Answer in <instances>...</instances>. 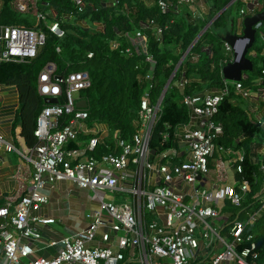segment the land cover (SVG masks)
Returning <instances> with one entry per match:
<instances>
[{
	"label": "built area",
	"instance_id": "built-area-1",
	"mask_svg": "<svg viewBox=\"0 0 264 264\" xmlns=\"http://www.w3.org/2000/svg\"><path fill=\"white\" fill-rule=\"evenodd\" d=\"M72 2L75 10L68 13L69 17L82 13L87 4L85 0ZM194 2L157 0L162 13L180 5L189 7L194 14ZM232 2L237 11L234 34L240 36L244 18L257 13L261 0ZM20 9H24L22 4ZM201 14L199 10L198 16ZM38 17L50 31L62 35L58 22H47V13H39ZM79 23L89 26L85 19ZM149 31L160 40L163 26L148 17L142 27L122 33L128 43L120 49V54L127 58L142 55L153 70L155 61L148 50ZM0 38L3 40L0 60L22 61L36 54L44 42V33L40 29L2 26ZM119 46L117 40L110 42L112 49ZM224 49L228 58L222 66L234 58V49L227 42ZM87 56L91 57L92 53ZM261 72L250 86L242 83L241 79L247 76L243 73L238 81L224 78L223 87L214 92L182 95L188 118L175 126V144L153 152L150 139L163 95L151 102L150 73L142 77L147 85L136 110V129L124 139L101 122H88L87 101L78 93L90 83L87 72L57 77L55 65L47 63L38 75L37 90L53 101L37 116L34 129L37 143L21 152L13 135L6 138L0 134V150L18 152L31 170L27 192L14 203L0 206V250L5 257L2 264H264L258 261V253L252 252L256 247L253 233L245 234L246 227L255 223L260 209L264 208V141L253 158L259 165L261 178L252 199L262 205L247 211L245 219L238 218V212L233 216L223 211V207L229 202L240 209L249 185L243 180L236 188L234 178L228 183L223 159L216 161L214 157L215 141L223 133L216 115L231 89L246 100L248 117L264 125V69ZM185 82L180 79L176 85L182 87ZM80 102L83 104L78 105ZM168 137L169 133L162 134L163 140ZM70 142L75 147H69ZM99 147L105 151L99 154ZM223 152L228 156L231 150ZM240 156L238 152L236 159ZM210 162L216 166V180ZM227 165L232 167L230 162ZM59 181L88 190L98 208L86 214L85 228L45 241L40 229L55 222L44 213L49 201L47 190L54 189ZM39 242L49 247L61 244V247L50 256H34ZM161 259L167 261L162 263Z\"/></svg>",
	"mask_w": 264,
	"mask_h": 264
},
{
	"label": "trees",
	"instance_id": "trees-1",
	"mask_svg": "<svg viewBox=\"0 0 264 264\" xmlns=\"http://www.w3.org/2000/svg\"><path fill=\"white\" fill-rule=\"evenodd\" d=\"M85 1L87 4L84 11L69 17L68 13L75 10L72 0H41L38 10L41 13H45L43 8L48 11L47 22H58L63 31L61 36L50 31L38 16H35L37 22H33L13 11L6 3L0 7V27L40 29L44 33V42L33 57L22 61L0 60V84L14 85L18 93V107L12 124L15 139H19L25 149L37 143L34 135L36 119L46 105L43 96L38 93L37 78L47 63H53L55 73L63 77L73 72H87L90 83L78 93L87 101L88 122H103L112 131H118L124 139H128L136 129V110L147 85L142 77L147 73L153 76L150 93L151 102H154L162 94L168 78L174 72L163 94L161 109L150 139L153 152L173 146L175 126L188 118V110L181 101L182 95L214 92L223 87L222 64L228 58L224 49V37L227 33L235 32V2L208 0L211 4L210 13L201 18L193 16L189 7L180 5L171 6L167 12L162 13L157 0ZM257 12H264V0H261ZM148 17L154 18L163 26L160 40L148 32V50L155 61L153 70L142 55L135 54L127 58L120 54V49L128 43V38L122 33L142 27L143 20ZM82 19L89 26H82L79 23ZM210 21L174 70L194 38ZM97 25L102 29H96ZM254 27L255 41L246 53L253 67L251 71L244 72L247 76L241 79L246 86H250L251 81L261 75L264 67V54H261L264 52V19ZM112 40L120 42L118 49L110 47ZM2 47L3 40L0 38V50ZM253 51L256 55H252ZM89 52L92 53L91 57L87 56ZM180 79H185L186 82L182 87H177L176 82ZM238 97L231 89L219 105L216 119L221 122L223 133L215 141L214 157L222 155L229 163L234 152L241 153L239 158L230 162L234 186L237 188L243 180L249 185L246 201L238 211V218H241L243 212L246 214L262 205L257 199L253 200L252 196L257 191L261 178V170L253 158L264 141V125L248 117ZM164 133H169L166 140L162 139ZM68 146L75 147V144L70 142ZM219 148L230 149L231 152L226 156ZM98 149L99 154L100 151H105L102 147ZM227 205L230 203L227 202L223 209ZM229 212L236 215V212ZM248 232L253 233L252 239L256 244L252 252L258 253L259 262L264 261V208L260 209L255 223L246 227L245 234ZM242 245L238 246V250Z\"/></svg>",
	"mask_w": 264,
	"mask_h": 264
},
{
	"label": "crops",
	"instance_id": "crops-1",
	"mask_svg": "<svg viewBox=\"0 0 264 264\" xmlns=\"http://www.w3.org/2000/svg\"><path fill=\"white\" fill-rule=\"evenodd\" d=\"M40 2L41 0H0V7H3L4 3H6L16 13H21L22 15L23 13H27L24 16L28 18L27 15L34 14V16H38L41 13L38 10ZM21 4L24 6L23 10L20 9ZM210 5L208 0H195L193 16H198L199 10L203 13L201 16H207L208 12L210 13ZM17 107L18 93L16 87L14 85L0 84V134H3L6 138L13 135L12 124ZM15 145L18 151L26 152L23 147L24 144L19 139H15ZM225 155L227 156L226 153ZM220 157L223 159L222 155H218L216 161ZM223 162L226 169L227 182H232L233 170L228 167L225 159H223ZM30 184L31 170L28 164L21 158L20 154L16 151L4 152L0 150L1 205L7 202L14 203L20 195L27 192ZM47 191L49 201L44 213L54 218L55 222L40 229L43 240L45 241L52 238H59L63 235H70L75 231L85 228L88 225L86 214L98 208L97 201L91 198V193L88 190L78 189L70 182H56L55 188ZM35 247L34 256L46 257L55 254L57 251L56 247L45 246L43 242H39L38 246L36 244ZM2 260L3 255L0 250V264L3 263Z\"/></svg>",
	"mask_w": 264,
	"mask_h": 264
},
{
	"label": "water",
	"instance_id": "water-1",
	"mask_svg": "<svg viewBox=\"0 0 264 264\" xmlns=\"http://www.w3.org/2000/svg\"><path fill=\"white\" fill-rule=\"evenodd\" d=\"M223 10V9H222ZM264 19V12H257L256 14L252 16H247L243 20V32L242 35H236V34H226L224 37V40L234 49V58L231 62H228L222 67V73L223 77L229 80L238 81L242 77V73L246 71L252 70V61L246 57L247 50L250 49L255 41V25L259 21ZM211 23L208 22L207 25L197 34V36L194 38L192 43L190 44L189 48H191L192 45L195 44V42L198 40V38L201 36V34L204 32L205 28L209 26ZM3 29L1 30V32ZM183 58H180L178 64L175 66V69H177V66L179 63H181ZM169 78L163 88L162 94H164L165 90L167 89V86L170 82ZM45 103H50L53 101L52 98H44ZM83 102L78 103V105H82ZM25 147V145H23ZM199 178V177H198ZM61 244L57 245V250H60ZM3 262L5 261V257L3 256Z\"/></svg>",
	"mask_w": 264,
	"mask_h": 264
},
{
	"label": "rangeland",
	"instance_id": "rangeland-1",
	"mask_svg": "<svg viewBox=\"0 0 264 264\" xmlns=\"http://www.w3.org/2000/svg\"><path fill=\"white\" fill-rule=\"evenodd\" d=\"M234 6H235V4H234ZM234 6H232V8H233ZM43 11L48 13V11H47L46 9H44V8H43ZM25 14H27V13H23V15H25ZM27 17H28L31 21H33V22H37V19H36V17L34 16V14H32V15H27ZM199 17L204 18V16H199ZM227 34L230 35V33H227ZM74 95H75V97H76V96H77V93H74ZM238 100H239L240 102H242V105H244V107L246 106V100H245L244 98H242L241 96H239V97H238ZM237 155H238V152H234V154L231 156L230 162L233 161V160L236 158ZM217 157H218V155L215 157V159H217ZM210 166H211V168H212L213 171H214V173L212 174L213 180H216V179H217V177H216V173H215L216 166H214V163H211V162H210ZM228 167H229V166H228ZM229 168L231 169L232 167H229ZM231 170H232V169H231ZM225 174H226V173H225ZM225 180H228V179H227V176H226ZM227 209H228V210H227ZM239 210H240L239 208H236V207H233V206L227 205V208L225 207L223 211L238 212ZM246 217H247V215L245 214V212H243L242 215H241V219H243V218L245 219ZM223 235H225L224 232H223ZM164 261H167V260H165V259H161V260H160V262H162V263H163Z\"/></svg>",
	"mask_w": 264,
	"mask_h": 264
},
{
	"label": "clouds",
	"instance_id": "clouds-1",
	"mask_svg": "<svg viewBox=\"0 0 264 264\" xmlns=\"http://www.w3.org/2000/svg\"><path fill=\"white\" fill-rule=\"evenodd\" d=\"M256 14V13H255ZM190 46V45H189ZM244 73V72H243ZM243 73H242V75H243ZM57 74V73H56ZM245 74V73H244ZM59 75L60 74H58V76L57 77H59ZM60 76H62V75H60ZM242 78V77H241ZM169 79V78H168ZM169 85V84H168ZM44 98V97H43ZM47 98V97H46ZM47 104V103H46ZM39 115V114H38ZM37 120V119H36ZM102 124H105V123H103V122H101ZM107 127H108V125L107 124H105ZM110 129V128H109ZM111 130V129H110ZM14 136V135H13ZM14 141H15V137H14ZM15 143V142H14ZM16 146V145H15ZM17 148V147H16ZM24 149H25V147H24ZM26 150V149H25Z\"/></svg>",
	"mask_w": 264,
	"mask_h": 264
}]
</instances>
